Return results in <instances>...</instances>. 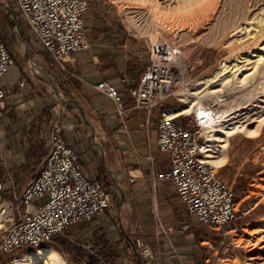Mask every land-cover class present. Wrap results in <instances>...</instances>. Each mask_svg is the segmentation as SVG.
Instances as JSON below:
<instances>
[{
	"label": "crops",
	"instance_id": "1",
	"mask_svg": "<svg viewBox=\"0 0 264 264\" xmlns=\"http://www.w3.org/2000/svg\"><path fill=\"white\" fill-rule=\"evenodd\" d=\"M94 6L85 17L89 46L67 57L69 73L34 38L14 0H0V34L16 59L3 77L8 93L0 160L20 166L35 154L45 157L50 133L60 125L87 175L105 183L109 208L54 240L68 264H208L209 245L220 232L188 213L172 183L154 184L170 164L158 145V119L166 106L158 103L149 113L136 108L122 119L114 101L96 87L111 79L133 106L130 89L147 54L137 52L130 31L101 28ZM136 238L148 242L153 258L140 256Z\"/></svg>",
	"mask_w": 264,
	"mask_h": 264
},
{
	"label": "built area",
	"instance_id": "2",
	"mask_svg": "<svg viewBox=\"0 0 264 264\" xmlns=\"http://www.w3.org/2000/svg\"><path fill=\"white\" fill-rule=\"evenodd\" d=\"M14 1L34 38L61 68L68 56L89 46L85 17L91 8L90 0ZM179 60L178 46L166 40L153 42L148 64L139 82L130 89L133 106L126 105L111 79L103 78L96 87L114 101L122 119L136 108L149 113L175 94ZM15 63L0 34V120L8 93L3 77ZM171 109L163 110L158 119L159 149L168 154L170 164L155 176L154 184L172 183L180 202L203 226L219 229L235 223L243 216L237 192L219 167L203 157L205 135L198 118L194 117L192 124L182 122L179 117L187 114L172 113ZM110 205L111 194L103 180L87 175L79 155L62 135L61 126L55 125L40 169L19 196L20 212L8 215L10 222L0 238V250L14 254L53 242L74 224L92 220ZM135 246L143 259L153 258L148 242L136 238Z\"/></svg>",
	"mask_w": 264,
	"mask_h": 264
},
{
	"label": "rangeland",
	"instance_id": "3",
	"mask_svg": "<svg viewBox=\"0 0 264 264\" xmlns=\"http://www.w3.org/2000/svg\"><path fill=\"white\" fill-rule=\"evenodd\" d=\"M159 1L161 3L157 5L151 0H90L91 8L95 5V14L98 15V19H102L99 20L101 28L107 27L109 31H116L115 29L118 28V31H130L133 34L137 52L144 56L147 54L146 65L153 42L166 40L179 47L181 64L176 72L179 82L176 85L175 94L160 102L166 106L163 110L185 105L186 102L182 97L186 95V91H190L200 79L216 71L221 66L220 60L226 56L231 59L255 50L256 53L264 54V48H262V45L264 46V0H220V2L212 0L210 3H208L210 0H206L207 5L212 3L213 7L209 5L211 7L208 9V6L203 3L194 15L174 11L181 7L184 0ZM9 5L11 6V2ZM205 7L208 10L205 11ZM213 8L215 11L212 10ZM156 21H158L157 25ZM160 21L161 23L164 21L162 25ZM193 21L194 24L191 23ZM154 26L155 28L158 26V29L155 30ZM163 26L164 28L166 26L167 30L163 31ZM233 27L235 30L232 29ZM151 28H154V31ZM157 35L160 38H157ZM253 57V64H248V71L254 70V78L251 79L253 82L245 83L247 85L239 82L236 84L235 87L239 88L234 87L235 89L232 90L234 97L239 95L235 98V104L242 102V105H246L251 100L258 102L257 99L263 97L258 98L260 94H256L253 98L252 94L248 93L258 91L260 88L258 85L261 86L260 82L264 81L262 74L264 63H257L258 56ZM56 63L61 67V64ZM257 64L259 65L255 67ZM64 69L69 70L65 62ZM194 117H196L195 113L190 112L179 118L182 122L192 124L195 122ZM244 118L247 119V114L243 116ZM228 148L229 159L224 166H219V171L237 192V201L243 216L235 223L217 229L220 234L214 240L216 241L214 245H209L211 251L208 264H264V124L259 134L255 136L241 132L231 134ZM12 155L11 151V159L14 157ZM43 161L44 156L36 154L20 166L6 165L0 160V203L6 208L3 213V225L0 227V238L4 228L10 222L8 221L9 213L20 212L19 196L26 184L38 172ZM243 238H248L250 241L246 243ZM26 251L21 249L14 254H8L0 250V264H15L14 258Z\"/></svg>",
	"mask_w": 264,
	"mask_h": 264
},
{
	"label": "bare ground",
	"instance_id": "4",
	"mask_svg": "<svg viewBox=\"0 0 264 264\" xmlns=\"http://www.w3.org/2000/svg\"><path fill=\"white\" fill-rule=\"evenodd\" d=\"M151 1L157 5H159L161 3L159 0H151ZM211 1L212 0L208 1V3H210ZM217 1L220 2V0H217ZM204 3L207 5L206 2H204ZM211 4H209V5H211ZM209 5H207L208 9L211 6L213 7L214 4L211 6H209ZM131 7H133V6H131ZM217 7H218V5H217ZM217 7L215 6V8H217ZM215 8H213L212 10L215 11ZM208 9L205 7V11ZM131 19H132V17H131ZM156 20H160V19L156 18ZM247 21H248V19H247ZM163 22L164 21H162V23ZM198 22H196V23L198 24ZM157 23H158V21H156V25H157ZM159 23H161V21ZM162 23H161V25H162ZM191 23L194 24V21ZM199 24H201V23H199ZM160 27L161 26H159V28ZM154 28H155V26H154ZM156 28H155V30L158 29V28L157 29ZM182 28H184V27H182ZM239 28H241V27H239ZM161 29H162V27H161ZM164 29H166V26H165V28L163 26V31H164ZM232 29H234V27ZM238 29H236V30H238ZM149 32H150V30H149ZM229 32H230V30H229ZM156 33L158 34V32H156ZM156 33H155V35H156ZM150 34H152V33H150ZM155 35L153 36L154 38H155ZM158 37L159 36L157 35V38ZM197 39H199V38H197ZM232 40L235 41L234 39H232ZM224 41H225V38H224ZM237 42H238V40H237ZM244 42H246V40ZM228 43H226V44H228ZM236 43H234V44L236 45ZM222 44H223V42H222ZM231 44L234 45L233 43H231ZM239 44H241V43H239ZM228 46H229V44H228ZM234 47H236V46H234ZM262 48H264L263 45H262ZM255 51L246 52L244 55H237L236 57L231 58V59L230 58L228 59L227 58L228 56H226L225 58L220 60L221 66L216 71H214L213 73H210L209 75L204 77L202 80L200 79V81H198L197 84H195L193 89H191L190 91H186V95L182 97L185 100L186 104L181 106V107L173 108L170 110L172 113H176V114H187L190 112L195 113L196 117L199 120V124L202 127V131L205 135V140L202 144V148L205 152L203 157L209 158L217 167L224 166V164L229 159V148H228V146L230 143V135L231 134L241 132V133H244V134L249 135V136H255V135L259 134L261 127L264 124V81L260 82L261 86L258 85V87H260L258 91L252 92L250 90L251 92H248L249 95L252 94L251 96L253 98L256 96V94H260L258 96V98L263 96V97H261V99H257V100H259L258 102H253L251 100V102L246 104V105H242V102L235 104V102H234V101H236L235 98L239 97V95L238 96L235 95V97H234V95L232 94L233 93L232 90L236 88L235 86L238 82L240 84H243V85H247L245 83H247L249 81L253 82V80H251V79L254 78V76H253L254 70L252 69L253 71H250V70L248 71V69H249L248 64L252 63L254 61V59L252 60L253 56H258V59L255 57V59L258 60L257 63H259V64L261 62L264 63V54L256 53ZM179 64H181V62H179ZM183 64L185 65V63H183ZM259 64H257L255 67H257ZM38 71H39V68H38ZM40 72H43V71L40 70ZM262 74L264 75V70H263ZM255 75H257V74H255ZM258 78H259V76H258ZM261 78H262V76H261ZM237 88H239V87H237ZM240 91H241V89H240ZM245 92H247V91H245ZM234 93H235V91H234ZM237 93L240 94L241 92H237ZM248 93H246V95ZM245 114H247V119H245V118L243 119V116ZM254 122H256V123H254ZM5 210H6V208H4V205H2L0 203V227L3 225V213L5 212ZM254 224H256V223H254ZM243 240L246 241V243L248 241H250L248 238H243ZM243 240H239V241H243ZM14 263L15 264H67L65 257H63V255L60 253V251L51 245L50 246H40L37 250H28L23 254L17 255L14 258Z\"/></svg>",
	"mask_w": 264,
	"mask_h": 264
},
{
	"label": "snow or ice",
	"instance_id": "5",
	"mask_svg": "<svg viewBox=\"0 0 264 264\" xmlns=\"http://www.w3.org/2000/svg\"><path fill=\"white\" fill-rule=\"evenodd\" d=\"M206 2V0H198V3L202 6V4ZM192 3V0H184V3L181 5L179 9L174 10L177 13L181 14H189L188 9L186 8V5Z\"/></svg>",
	"mask_w": 264,
	"mask_h": 264
},
{
	"label": "clouds",
	"instance_id": "6",
	"mask_svg": "<svg viewBox=\"0 0 264 264\" xmlns=\"http://www.w3.org/2000/svg\"><path fill=\"white\" fill-rule=\"evenodd\" d=\"M200 7L201 5L198 3V0H192V3L186 5L189 15H194L200 9Z\"/></svg>",
	"mask_w": 264,
	"mask_h": 264
},
{
	"label": "trees",
	"instance_id": "7",
	"mask_svg": "<svg viewBox=\"0 0 264 264\" xmlns=\"http://www.w3.org/2000/svg\"><path fill=\"white\" fill-rule=\"evenodd\" d=\"M54 246L55 248H57V245L56 244H54V241L53 242H50V243H48V244H44V245H41V246ZM39 247H35V248H31V249H29V250H37Z\"/></svg>",
	"mask_w": 264,
	"mask_h": 264
}]
</instances>
